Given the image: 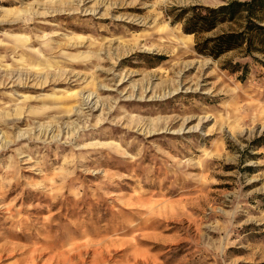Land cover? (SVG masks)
I'll return each instance as SVG.
<instances>
[{"label": "rangeland", "instance_id": "rangeland-1", "mask_svg": "<svg viewBox=\"0 0 264 264\" xmlns=\"http://www.w3.org/2000/svg\"><path fill=\"white\" fill-rule=\"evenodd\" d=\"M226 1L0 0V264H264V63L165 15Z\"/></svg>", "mask_w": 264, "mask_h": 264}, {"label": "trees", "instance_id": "trees-1", "mask_svg": "<svg viewBox=\"0 0 264 264\" xmlns=\"http://www.w3.org/2000/svg\"><path fill=\"white\" fill-rule=\"evenodd\" d=\"M170 23L193 34L197 53L218 58L227 52L264 63V0H228L218 5H173L166 11ZM230 71L248 73V63L232 62Z\"/></svg>", "mask_w": 264, "mask_h": 264}, {"label": "bare ground", "instance_id": "bare-ground-1", "mask_svg": "<svg viewBox=\"0 0 264 264\" xmlns=\"http://www.w3.org/2000/svg\"><path fill=\"white\" fill-rule=\"evenodd\" d=\"M184 36L190 37V36H188V35H184Z\"/></svg>", "mask_w": 264, "mask_h": 264}]
</instances>
